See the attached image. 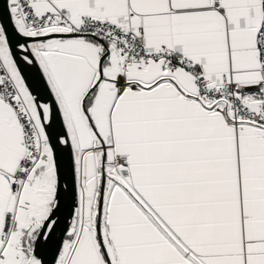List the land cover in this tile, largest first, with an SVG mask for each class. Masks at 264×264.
Masks as SVG:
<instances>
[{"label": "snow or ice", "instance_id": "1", "mask_svg": "<svg viewBox=\"0 0 264 264\" xmlns=\"http://www.w3.org/2000/svg\"><path fill=\"white\" fill-rule=\"evenodd\" d=\"M0 264H264V0H0Z\"/></svg>", "mask_w": 264, "mask_h": 264}]
</instances>
